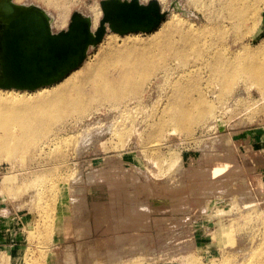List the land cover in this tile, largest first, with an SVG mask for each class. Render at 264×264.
<instances>
[{
  "label": "rangeland",
  "instance_id": "obj_1",
  "mask_svg": "<svg viewBox=\"0 0 264 264\" xmlns=\"http://www.w3.org/2000/svg\"><path fill=\"white\" fill-rule=\"evenodd\" d=\"M14 1L33 3L45 9L52 16L55 32L67 27L75 10L90 15L87 6L97 4L100 9V0ZM141 1L146 3L149 0ZM173 1L189 15L170 8L162 26L169 25L171 12L179 13L196 25L206 23L207 15L213 16L211 19L217 25L228 12L219 0ZM169 2L164 0L163 9H169ZM258 8V15L249 16L254 25L251 31L247 22L221 29L228 47L231 51L238 50L239 56L248 52L257 56L259 45L264 44V2ZM60 16H63L64 23L57 26L56 18ZM159 29L126 35H112L108 31L99 44L89 48L82 66L85 68L94 63L111 43L119 46L132 41L147 44L160 32ZM183 62L174 60L170 65L180 69ZM158 71L160 73L161 70ZM159 73L148 87L145 86L138 101L134 98L128 100L131 104L128 113L121 114L120 108L110 103L93 101L87 112H72L64 117L61 123L68 142L64 146L58 145V157L49 155L55 149L53 146L44 151L39 147L60 129L61 123H56L47 135H41L36 147L18 152L13 157H0V253L9 256V264H128L138 259L142 264H247L255 256L264 257V88L239 76L234 86L218 99L215 97L217 92L214 96L208 93L212 114L201 123H194L188 133L169 131L167 139L160 138L162 146L150 151L144 141L149 128L142 120L149 115L154 117L158 110H155L156 104L161 105L165 99L168 85ZM176 74L172 73V76ZM205 79L206 76L204 82ZM84 88L89 91L88 84ZM5 92L0 90L1 94ZM129 114L137 118L136 121L129 122ZM88 134L86 148L78 151L77 143ZM206 154L221 158L203 160ZM227 160L242 169L232 166L237 169L232 172L233 176L230 171L224 173L225 176L221 175L222 179L228 175L233 177L225 189L221 187L220 175L213 178H220L218 188L213 183L211 190L205 186L207 181L197 185L186 175L184 177L187 170L197 168L200 163L212 168L223 166ZM113 167L134 172L136 168L138 183L147 189L149 186V191H141L135 201H129L131 205L150 208L148 228L140 225L113 233L110 224L117 226V219L98 220L100 223H96L92 220L91 207L85 211L86 215L73 218V207L69 205L73 194L83 196L87 203L79 205L78 211L86 210L90 202L100 200L105 194V190L103 192L95 183L79 193L76 190L77 179H85L90 172L101 168L109 173ZM119 179L117 175L110 180ZM99 184L103 188L108 182L101 180ZM182 184L186 186L183 202L181 197L178 200L176 192L178 187L184 191ZM132 187H129L131 195L136 193ZM202 188L206 190L202 192ZM177 204L183 209L176 207ZM46 228L50 230L45 232ZM85 229L89 231L84 232ZM111 249L116 256H108H114L113 259L106 253L108 250L111 253Z\"/></svg>",
  "mask_w": 264,
  "mask_h": 264
},
{
  "label": "bare ground",
  "instance_id": "obj_2",
  "mask_svg": "<svg viewBox=\"0 0 264 264\" xmlns=\"http://www.w3.org/2000/svg\"><path fill=\"white\" fill-rule=\"evenodd\" d=\"M156 1L162 4L161 6L159 3L163 11L167 10L163 9L165 7L164 0ZM219 1L228 12L227 15L222 16L224 20L221 19V22L217 23V25H215V21L213 22L211 19L213 16L210 17L207 15L206 23L196 25L194 22L187 20V18H182L179 13L171 12L169 14V25L162 26V23H165L164 19L159 24L162 27L160 28L161 30L159 29L160 26L157 27L160 32L156 34L151 42L146 44L132 41L125 43L122 46L111 43L94 63L87 65L85 68H83L84 64L82 63L83 66L81 64L62 80L57 82L60 83L59 85L57 83L54 85L52 84L53 86L57 85L55 87L51 85L45 86L35 89L32 92H28L27 90L2 89L6 91V94L0 93V157H13L18 152L36 147L41 135H47L56 123H61L62 119L67 117V115L72 112H78L80 114L87 112L93 106V101H98L99 103H110L119 107L121 114L128 113L130 111L129 106L131 105L128 100L130 98H134V100L138 101L145 86L148 87L152 78L154 79V77L158 75V70H161L159 75H162L161 77L164 79L163 81L167 82L168 89L165 93V99L161 105H159V103L156 104L155 110L158 109L156 111L157 114L154 117L149 115L147 118L145 117V119L142 120L145 122L146 128H149L147 137L144 135V137L147 138L144 141L147 142L146 148L150 151H156L162 146L163 142L160 141V138L164 137V139H167V137H169V131L172 133H188L194 123H201V121L209 117L212 114V104L207 96L208 93H211L212 96H214L217 92L215 97L218 99L221 94L225 93L234 86L237 81V77L239 76L248 78L261 85L260 87L264 88V44L261 43L259 45L257 56L250 54L249 52L248 54L239 56L238 50L231 51L232 49L228 47L224 40L225 36H222L221 32V29L224 27L238 26L246 22L247 24L250 23L249 26L251 31L254 25L251 24L249 16L251 14L258 15L260 10L258 6L261 2H264V0ZM86 8L90 15L82 13L91 18L92 29L94 30L99 25V20L101 19V17L99 18L101 9H99L97 4L87 6ZM63 23V16L56 18L55 25L58 26ZM51 27L53 30L52 23ZM110 33L112 35L117 34L114 32ZM113 37L114 36L111 38ZM192 55L193 58H191ZM174 60L178 62L184 61L183 64H181L182 68L175 69L172 67L170 62ZM176 68H179V66H176ZM172 73L177 74L172 76ZM205 76L207 79H205L206 81L204 82ZM87 84L89 85L88 92L84 88ZM262 92L264 93V91ZM135 106L138 105L136 104ZM136 119L137 118L134 116L132 117L131 114L128 115L129 122H132L133 120L136 121ZM59 128L60 129L57 130V132L47 138L39 147L40 151H44L45 148L53 146L55 149L52 153H49V155L52 154L54 158L59 156L60 151L58 149V145L64 146L68 142L63 133L62 123ZM89 135L90 134L83 135L79 140L77 143L78 151L86 148V143L89 141ZM218 157L221 158L220 156ZM218 157L215 155L212 157L211 154H206V156L204 155L203 160H220ZM229 160H227L228 162L224 161L223 166H216L212 168L205 167L200 163L197 168L187 170L184 173V177L186 175L187 178L193 181V184L195 183L197 185L207 181L205 186H207L206 188H209L210 190L214 188L213 183H216L218 188V184H220L221 181V187L223 189L224 186L227 187V184H230L231 181H233L230 180L233 178H231V175L234 174L232 172H235L239 167L237 165H233L234 162L230 164ZM232 166L235 168L237 167V169L235 170ZM229 171L231 174L230 178L228 175V178L225 177L222 179L223 176H225L224 173ZM135 172H137L136 168ZM135 172L130 169L124 170L123 168L113 167L110 169L109 173H106V171L101 168L90 172L85 179H83V177L77 179L78 183L76 185V190L79 193L88 189V186L95 183L103 192L105 190V194L100 200L90 202L86 210L83 209L81 211H78L77 207L79 205H87V203H85L86 200L83 196L73 194L71 199H69V205H72L73 207L71 212V214H73V218L80 217L82 214L86 215L85 211L91 207L92 220L94 219L96 223H100L97 222L98 220L104 222L117 219V226L110 224L112 228L111 230H114L113 233H115V230H123V228L126 230V228L139 227L140 225H142V227H146L149 221L148 211H150V208L145 205L134 206L130 203L137 199L138 194L141 191L149 189L148 185L147 189L145 185L138 183L139 179L137 180V174ZM117 175L120 176L119 180H110L117 177ZM140 175H142V173ZM219 175L223 176H221V180L220 178L218 179L220 180L218 182V180L214 179H216ZM209 177L210 179H208ZM101 180H106L108 185L104 184L105 186L102 188L103 185L99 184ZM131 186H133L132 188H134L136 192L133 193V195L129 192V187ZM183 186L184 187H181L184 190L186 186ZM194 186H191V188ZM151 187L154 188L153 185H151ZM187 188L189 189V187ZM206 188H202V192L205 191ZM229 188L227 189L230 190ZM178 189H176V192H178V200H180L181 197L183 202L184 198L182 194L183 192H186V189L184 191H182V189ZM215 189L214 192L216 191ZM236 191H238L237 188ZM225 192H227V190ZM221 193L223 194L224 192ZM172 196H174V194ZM186 204H189V202ZM179 206L180 205L177 204L176 207ZM184 208H186V205ZM203 208H206L205 201L203 202ZM180 209L183 208L180 206ZM177 210L178 208L174 209V212ZM179 211L182 212L181 210ZM155 218H153L154 221L157 220ZM158 218H162L164 220L166 219V217ZM184 218L185 217L182 219ZM71 220L73 219L71 218ZM179 222L180 221H178V223ZM182 222H185V220ZM84 223H86V221ZM49 230L50 229L46 228L45 232ZM86 230L87 229H85L84 232H86ZM127 235L128 234H125V236ZM50 236L51 235L48 237ZM120 236L122 238V235H119V237ZM115 238L117 239V237ZM128 238L130 239V237H127V239ZM116 239L115 241L119 238L117 240ZM78 245H80V243H78ZM113 252L112 249L111 253H109V250L106 251L107 256L108 254L116 256ZM119 253L121 255V252ZM77 254H79V252ZM100 255L102 254L100 253ZM124 255L122 256L124 257ZM111 256L108 257L113 259L114 256ZM0 264H9V256L3 254L2 252L0 253ZM128 264L142 263L138 259L132 260ZM247 264H264V257L255 256L253 261H250Z\"/></svg>",
  "mask_w": 264,
  "mask_h": 264
},
{
  "label": "water",
  "instance_id": "obj_3",
  "mask_svg": "<svg viewBox=\"0 0 264 264\" xmlns=\"http://www.w3.org/2000/svg\"><path fill=\"white\" fill-rule=\"evenodd\" d=\"M101 19L71 13L65 29L53 31L52 17L39 5L0 0V89L33 91L62 80L79 67L107 31L124 35L156 29L171 9L188 16L173 0L163 11L156 0H100Z\"/></svg>",
  "mask_w": 264,
  "mask_h": 264
}]
</instances>
